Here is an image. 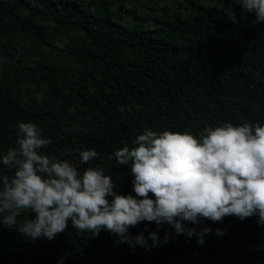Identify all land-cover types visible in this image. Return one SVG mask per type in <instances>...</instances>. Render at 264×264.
<instances>
[{
	"label": "trees",
	"instance_id": "16d2710c",
	"mask_svg": "<svg viewBox=\"0 0 264 264\" xmlns=\"http://www.w3.org/2000/svg\"><path fill=\"white\" fill-rule=\"evenodd\" d=\"M145 8L130 11L107 0H0V155L16 146V125L32 121L51 138L44 154L81 172L101 167L118 194L135 195L129 167L109 157L133 147L146 128L196 135L228 122L264 125V22L232 0ZM63 35L68 44L56 48L55 37ZM84 150L99 155L81 164ZM0 173L13 174L2 165ZM30 218L25 212L18 221ZM257 220L183 222L212 229L203 245L167 224L131 227L133 238L157 232L160 243L150 250L118 244L107 231L92 238L70 221L51 241L0 224V264H264V225Z\"/></svg>",
	"mask_w": 264,
	"mask_h": 264
},
{
	"label": "clouds",
	"instance_id": "9594fccd",
	"mask_svg": "<svg viewBox=\"0 0 264 264\" xmlns=\"http://www.w3.org/2000/svg\"><path fill=\"white\" fill-rule=\"evenodd\" d=\"M232 3L252 13L257 23L264 22V0ZM229 18L236 22L233 9ZM15 135L16 146L0 155V165L13 173H0V224L15 227L31 240L51 241L65 232L70 221L76 231L92 238L107 231L119 238L118 244L150 250L160 243L157 232L147 239L142 233L133 238L131 227L144 221L167 224L177 235L189 239L196 235L203 245L204 234L212 229L197 231L183 222L215 223L227 216L244 220L255 215L264 225V125L260 122L206 126L196 135L146 128L131 141L133 147L124 146L109 157L129 167L135 195L118 194L101 167L89 166L81 172L68 160L44 154L41 150L51 138L42 135L35 122L18 123ZM98 155L95 150L80 151V163ZM25 212L34 218L18 221ZM215 234L223 232L217 229ZM168 241L166 233L164 242Z\"/></svg>",
	"mask_w": 264,
	"mask_h": 264
},
{
	"label": "rangeland",
	"instance_id": "374dc122",
	"mask_svg": "<svg viewBox=\"0 0 264 264\" xmlns=\"http://www.w3.org/2000/svg\"><path fill=\"white\" fill-rule=\"evenodd\" d=\"M109 2L112 3L113 7H117V6H123L125 9L127 10H141V11H146L147 8H145V6H149L152 4H155L156 6L160 7V6H164L167 5L169 3H172L174 0H107ZM124 16H129L124 14ZM71 36L72 42L76 43V44H81L82 41H80V39L77 37V35L75 33H70L69 34ZM78 39V40H77ZM74 40V41H73ZM69 41V37L68 36H56L53 42V45L56 48H64ZM63 62L64 64H68L72 65V62H69L68 60H66L63 57Z\"/></svg>",
	"mask_w": 264,
	"mask_h": 264
}]
</instances>
